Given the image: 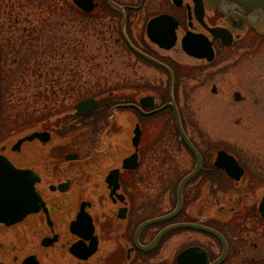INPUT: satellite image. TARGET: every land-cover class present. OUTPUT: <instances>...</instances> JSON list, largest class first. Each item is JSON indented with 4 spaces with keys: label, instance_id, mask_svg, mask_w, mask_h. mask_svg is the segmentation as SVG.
<instances>
[{
    "label": "flooded vegetation",
    "instance_id": "1",
    "mask_svg": "<svg viewBox=\"0 0 264 264\" xmlns=\"http://www.w3.org/2000/svg\"><path fill=\"white\" fill-rule=\"evenodd\" d=\"M85 2L74 5L109 17L122 52L160 76L145 80L140 97L135 84H121L129 92L98 96L91 114L42 126L53 143L15 154L21 169L38 173L43 204L0 223V264H264L263 158L214 146L179 98L185 79L210 81L219 59L260 42L261 13L231 0ZM172 102L186 138L174 108L161 109ZM221 151L236 162L217 163Z\"/></svg>",
    "mask_w": 264,
    "mask_h": 264
},
{
    "label": "rangeland",
    "instance_id": "2",
    "mask_svg": "<svg viewBox=\"0 0 264 264\" xmlns=\"http://www.w3.org/2000/svg\"><path fill=\"white\" fill-rule=\"evenodd\" d=\"M45 3L43 0H0V38L2 42L13 44L15 39L10 41V38L14 37L21 41L23 34L25 38H28L29 29L38 25V22H41L38 16L41 17L46 12V10L41 11ZM49 20L52 25H55V29L52 28L48 34H58L59 39L54 44L62 51L63 48L65 50L75 44L76 38L82 40L86 34L82 30V24L81 26L60 27L53 24L55 21L52 19ZM56 21L59 23L61 20ZM95 24L96 30L93 26L92 31L89 27L87 29L90 33L87 51L92 53L94 59L84 65L86 71L89 73L92 71L93 74H88L89 76H85V79H81V82L76 85L85 89L84 95L97 92L101 88H104V93L100 96H109L110 93H118V95L128 93L127 90H118L121 84H135L138 90L133 91V94L137 93L138 97L142 91L146 93L148 90H143L141 86L145 84L147 78L149 80L158 78L159 73L153 68L140 67L134 58L122 52L120 44L114 40L119 32L113 33L109 17H104L100 23ZM68 36L71 38L70 45L69 41H65ZM46 38L48 36H43L40 42L41 49L45 47L44 39ZM34 53L37 52H33V56ZM7 56L11 63L14 55L9 52ZM35 56V58L39 57L38 54ZM181 60L188 64L187 66H191L193 62L184 56ZM214 67L217 69L213 68L214 76L210 81L198 82L197 77L184 80L179 91L182 114L195 120L196 131H211L214 146H225L231 150L245 147L249 149L253 157L259 156L264 162V37L261 36L256 46L230 51L228 57L219 59L218 65ZM194 68L199 69L195 66ZM32 70L27 71L25 75L21 74L17 81H12L6 92L9 104L7 111L0 113V145L7 141L14 142L18 137V132H23L24 129L32 126L31 124L60 129L59 127L63 128L69 124L68 120L74 119H63L70 113H76L75 108L78 102L73 97L68 98V93L63 92L68 86L65 78L63 77L60 83V76L56 75V81H52L59 83L55 86L56 93H52L54 100L50 97L51 93L48 97L46 94L48 93L46 87L51 86L45 79L47 76L33 73ZM201 70L203 75L210 73V70ZM61 86L64 88L63 91L60 90ZM236 92L242 95L240 100L235 99ZM3 94L4 91H1L0 95ZM51 102L55 103L53 104L56 105L55 110L62 109L66 104L73 109L70 111L68 109L66 113L43 115L35 123L30 120L28 123H22L27 118L31 119L30 116L37 118L47 112L44 106Z\"/></svg>",
    "mask_w": 264,
    "mask_h": 264
},
{
    "label": "trees",
    "instance_id": "3",
    "mask_svg": "<svg viewBox=\"0 0 264 264\" xmlns=\"http://www.w3.org/2000/svg\"><path fill=\"white\" fill-rule=\"evenodd\" d=\"M43 1H45L46 3L43 6L44 9H42L41 11L46 10V12L41 17L38 16V20H41V22H38V25L29 29L30 33H28L27 35L28 38H25V34L21 36V41H18L19 38H10V41L12 39H15L13 44H11L10 42H2V39L0 38V94L1 91H4V94L0 95L1 114L7 111V105L9 104V102L6 92L9 86L12 84V81H17L20 78L21 74L25 75V73L27 71L29 72L30 69H33V73H40L41 75L47 76L45 77V79L51 84V86L46 87L48 92L46 93L47 97L49 93H51V96H49L52 97V93L55 94L57 91L55 89V86L59 83L56 84L52 82L56 81V75L60 76V83L63 81V77L65 78L68 86L66 87L65 91H63L62 89L64 88L62 87V85L60 90L64 93H68V98L73 97L76 101H80L81 99L86 98V96L89 97L91 95L93 97H98L100 95H103L104 93V88H101L100 90H97V92H89L90 94L84 95L85 89H81L80 86H77L78 84L76 85V83L81 82V79H85V76H89L88 74H93L92 71L90 73L89 71H86V68L84 67L85 64H89L90 62H92V59H94L92 53L87 51V46L90 41V33H88L87 29L89 27L92 31L91 27L93 26V29L96 30V28L94 27V25H96L95 23H100L101 19L103 18L101 16H97V14L94 13L86 14L81 12L73 4L72 0ZM49 19L55 21L53 22V24H57L60 27L66 25H70L71 27L76 25L81 26L82 24V30L85 31L86 34H84L85 36L82 40L79 38H76L74 40L75 44L73 45L75 46L72 45L71 47L65 48V50L63 48L62 51L59 46L54 44L55 42H57V39H59L58 34H48L50 33L52 28L55 29V25H52V23L49 22ZM58 19L61 20L59 23H57L56 21ZM41 23L43 27L41 26ZM43 36H48V38L44 39L45 47L41 49L40 42L43 39ZM65 41H69L68 43L70 45L71 38H69L68 36ZM9 52L14 55L11 59V63L7 56ZM33 52H37L34 54H38L39 57L35 58L36 56H33ZM8 65L9 67H7ZM53 99L55 100V98ZM53 104L55 103L51 102L49 104H45L44 109H47V112L42 113L40 117L37 116V118H33L34 116H30L31 119L27 118V120H24L22 123H28L30 121H33V123H35L36 121L40 120L43 115H50L52 113H66L68 109L69 111L73 109V107L71 108V106H68L66 104L62 109L58 108V110H55L56 105ZM52 110L54 112H52ZM73 116H77V114L70 113L63 119L73 118ZM69 121L71 120H68V122Z\"/></svg>",
    "mask_w": 264,
    "mask_h": 264
},
{
    "label": "water",
    "instance_id": "4",
    "mask_svg": "<svg viewBox=\"0 0 264 264\" xmlns=\"http://www.w3.org/2000/svg\"><path fill=\"white\" fill-rule=\"evenodd\" d=\"M234 4L241 7L246 13H261L260 23H257V29L264 32V0H231ZM77 6H82V0H73ZM93 0H86L85 4L92 3ZM94 6L91 4L90 8L84 7L85 12H92ZM163 17H156L152 19L148 24V30L152 33V29L161 21ZM253 25V23H252ZM126 39L131 47L138 53L145 55L139 49H137L129 40L124 32ZM172 44H168L165 47L170 48ZM192 53V51L190 50ZM146 56V55H145ZM150 98L151 97H144ZM240 92L235 93V99L240 100ZM99 105V100L90 97L81 100L76 105V110L79 115L91 114ZM172 106L176 116V121L179 130L184 138H186L183 130L180 114L175 104H166L161 109ZM54 134L49 130H43L40 126H33L24 129L22 132H18V137L14 142L7 141L0 145V223L7 225L15 224L22 221L29 213L39 210L41 204H43L40 193L36 190V185L40 179L38 173L32 169H21L15 161V154L24 149H28L29 146L35 147L36 145L49 146L53 142ZM52 142V143H51ZM189 147L197 153L196 148L188 141ZM225 158V160L222 159ZM228 161L235 163L236 160L232 155L227 154L225 151H221L217 163Z\"/></svg>",
    "mask_w": 264,
    "mask_h": 264
}]
</instances>
